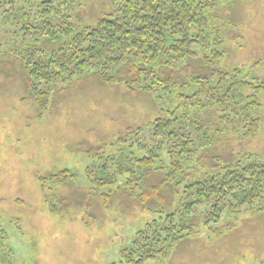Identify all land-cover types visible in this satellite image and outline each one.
I'll use <instances>...</instances> for the list:
<instances>
[{
  "label": "rangeland",
  "instance_id": "1",
  "mask_svg": "<svg viewBox=\"0 0 264 264\" xmlns=\"http://www.w3.org/2000/svg\"><path fill=\"white\" fill-rule=\"evenodd\" d=\"M78 2L72 12L80 25H93L111 10L110 0ZM205 13V41L195 44L193 51L198 73L210 82L199 96L203 103H197L192 88L181 109L185 105L190 117L196 115L210 127L206 145L221 162L262 161L264 89L258 84L264 82V0L222 1ZM6 32L0 25V49L9 37ZM214 38L220 41L218 48ZM187 70L191 71L188 66ZM235 71L237 78L258 86L256 91L243 90L256 105L236 113L223 111L217 103L206 106L209 89L221 84L223 74L232 78ZM168 106L167 101L160 103L121 84H104L91 74L53 85L47 100L38 104L19 76L0 77V249L8 254L7 263L120 264L136 231L157 214L137 205L127 208L123 198L104 204L94 198L98 196L84 195L90 188L88 172L103 160L96 153L107 156L129 146L136 132L138 140L148 144L154 119L166 116L162 112L172 109ZM205 164L200 159L186 170L198 168L195 175H202ZM64 169L72 177L43 184L41 178ZM124 183L118 178L113 188ZM52 203L65 209L51 211ZM258 204L225 211L212 226L216 232L200 223L165 257L145 264H264V198Z\"/></svg>",
  "mask_w": 264,
  "mask_h": 264
},
{
  "label": "trees",
  "instance_id": "2",
  "mask_svg": "<svg viewBox=\"0 0 264 264\" xmlns=\"http://www.w3.org/2000/svg\"><path fill=\"white\" fill-rule=\"evenodd\" d=\"M222 1L227 0H110L109 12L93 25H80L72 12L78 0H0V25L9 32L1 44L0 77L19 76L36 103L47 100L53 85L91 74L104 84L118 83L160 103L167 101L172 108L154 119L148 144L136 132V141L107 156L96 153L103 160L90 166V188L84 195L98 196L94 198L104 204L123 198L127 208L137 205L157 214L136 231L120 264L163 258L200 223L216 232L212 226L225 211L254 208L264 198V160L221 162L206 145L210 127L198 116L190 117L185 105L181 109L192 88L197 103H203L199 96L210 81L198 73L193 48L205 41V12ZM213 41L218 48L220 41ZM221 53L216 50V57ZM238 72L232 78L220 75L221 84L209 89L206 106L217 103L223 111L236 113L256 105L243 90L264 89V82L254 86L237 78ZM177 99L180 103L174 104ZM200 159L206 160L202 175H195L198 168L186 170ZM49 176L41 178L43 184L72 174L64 169ZM118 178L125 183L113 188ZM105 187L110 190L105 192ZM59 208L65 209L50 205L51 211ZM7 259L0 249V264H8Z\"/></svg>",
  "mask_w": 264,
  "mask_h": 264
}]
</instances>
